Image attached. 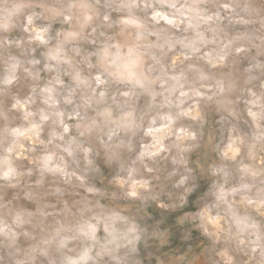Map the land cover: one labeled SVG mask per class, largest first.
Here are the masks:
<instances>
[{"label": "clouds", "instance_id": "clouds-1", "mask_svg": "<svg viewBox=\"0 0 264 264\" xmlns=\"http://www.w3.org/2000/svg\"><path fill=\"white\" fill-rule=\"evenodd\" d=\"M0 264H264V0H0Z\"/></svg>", "mask_w": 264, "mask_h": 264}]
</instances>
